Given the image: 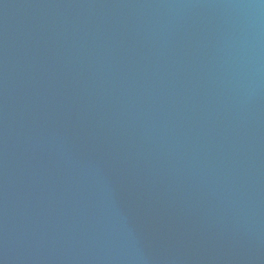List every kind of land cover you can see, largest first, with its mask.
<instances>
[{
    "label": "water",
    "instance_id": "95a60500",
    "mask_svg": "<svg viewBox=\"0 0 264 264\" xmlns=\"http://www.w3.org/2000/svg\"><path fill=\"white\" fill-rule=\"evenodd\" d=\"M0 264H264V0H0Z\"/></svg>",
    "mask_w": 264,
    "mask_h": 264
}]
</instances>
